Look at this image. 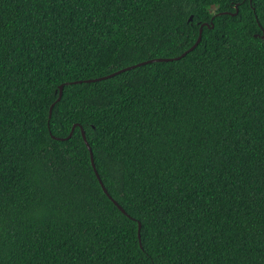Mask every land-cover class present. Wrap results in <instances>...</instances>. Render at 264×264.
<instances>
[{
    "label": "trees",
    "instance_id": "1",
    "mask_svg": "<svg viewBox=\"0 0 264 264\" xmlns=\"http://www.w3.org/2000/svg\"><path fill=\"white\" fill-rule=\"evenodd\" d=\"M263 32L264 0H0V264H264Z\"/></svg>",
    "mask_w": 264,
    "mask_h": 264
},
{
    "label": "water",
    "instance_id": "2",
    "mask_svg": "<svg viewBox=\"0 0 264 264\" xmlns=\"http://www.w3.org/2000/svg\"><path fill=\"white\" fill-rule=\"evenodd\" d=\"M236 9H237V11H238V5L236 6ZM237 11H236V12L222 11V12H219V14H227V13H230V14H236ZM192 19H193V16H190V20H192ZM204 26H209V23H208V22H204V23L201 24V26H200V34H199V37H198L197 41H196V42H195V43H194L189 49H187L185 52H183V53H182L181 55H179V56H175V57H157V58H152V59H148V60H145V61L138 62V63L133 64V65H130V66H126V67H124V68H121V69H119V70H117V71H115V72H112V73H110V74H107V75L99 76V77H96V78H88V79L75 80V81H73V82H74V83H81V82H94V81H99V80L107 79V78L112 77V76H114V75H116V74H118V73H121V72H123V71L129 70V69H132V68H135V67H137V66H140V65H143V64H146V63H149V62H153V61H169V60H174V59H180V58L184 57V56H185L187 53H189L190 51L194 50V49L198 46V44L201 42V40H202V34H203V27H204ZM257 35H258V34H256V36H257ZM261 36L264 38V32H263V34H262ZM63 89H64V84H61V85H60V93H59V97H58L57 101H59V100L61 99V97H62V95H63ZM55 103H56V102H54V103L51 105V108H50V117H51V115H52V111H53V107H54ZM75 127H76V124L73 126V128H72L70 134H69L67 137L62 138V139H68V138H70V137L73 135V132H74ZM82 134H83V137H84V139H85V141H86V143H87V145H88V147H89V149H90V151H91L92 164H93V166H94V168H95L96 174H97V176H98V178H99V180H100V182H101V185H102L104 191H105V192L107 193V195H108V196L114 201V203H115V204H116V205H117V206H118V207H119L124 213L127 214V211L124 209V207H123L121 204H119V202H118L116 199H114V198L112 197V195L109 193L107 187L105 186L104 182L102 181V179H101V177H100V174H99V172H98V170H97V168H96V164H95V161H94V155H93L92 147L90 146V144H89V142H88V140H87L86 131H85L83 128H82ZM138 236H139V240H140V243H141V246H142L141 223H140V222H139V232H138Z\"/></svg>",
    "mask_w": 264,
    "mask_h": 264
}]
</instances>
